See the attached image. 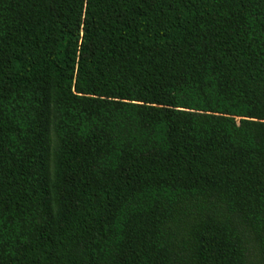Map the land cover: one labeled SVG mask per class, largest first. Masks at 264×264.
Here are the masks:
<instances>
[{"label":"trees","instance_id":"obj_1","mask_svg":"<svg viewBox=\"0 0 264 264\" xmlns=\"http://www.w3.org/2000/svg\"><path fill=\"white\" fill-rule=\"evenodd\" d=\"M0 264H264V0H0Z\"/></svg>","mask_w":264,"mask_h":264}]
</instances>
